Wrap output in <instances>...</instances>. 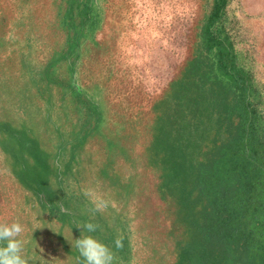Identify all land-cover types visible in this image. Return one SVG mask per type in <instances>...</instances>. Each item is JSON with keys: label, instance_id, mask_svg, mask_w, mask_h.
<instances>
[{"label": "rangeland", "instance_id": "374dc122", "mask_svg": "<svg viewBox=\"0 0 264 264\" xmlns=\"http://www.w3.org/2000/svg\"><path fill=\"white\" fill-rule=\"evenodd\" d=\"M220 1L0 0V221L26 254L78 264L92 222L113 264H264V0Z\"/></svg>", "mask_w": 264, "mask_h": 264}, {"label": "clouds", "instance_id": "9594fccd", "mask_svg": "<svg viewBox=\"0 0 264 264\" xmlns=\"http://www.w3.org/2000/svg\"><path fill=\"white\" fill-rule=\"evenodd\" d=\"M84 195L93 205V212H103L108 206V201L104 200L94 190L86 189L84 190ZM113 207H115V205H113ZM44 226L59 233L55 231L50 224ZM44 226L35 223L33 225V233L36 229L43 228ZM75 227L81 230L80 236L79 238H73L74 243L72 241L70 242L71 247H74L79 254L77 258L78 264H113V251L94 236L84 234V232H95L97 229L96 224L92 222H83L77 224ZM24 231L25 226L17 220L11 222L0 221V264H45L42 252L40 250L37 251V249L40 248L37 241L33 244L32 252L26 254L25 246L29 241L23 238ZM114 243L117 249L123 247L122 238L120 237H117ZM80 258H82V261Z\"/></svg>", "mask_w": 264, "mask_h": 264}, {"label": "trees", "instance_id": "16d2710c", "mask_svg": "<svg viewBox=\"0 0 264 264\" xmlns=\"http://www.w3.org/2000/svg\"><path fill=\"white\" fill-rule=\"evenodd\" d=\"M217 2L220 3V4H222L220 0H217ZM228 50H229L228 52H226L224 54L222 53V58H221L222 59V62H223L222 63V68L227 73L232 74V75H236L237 67L235 66V62H234L233 50L232 49H228ZM261 200L259 199V206H260V204H263V202ZM250 223L254 224V221H250ZM260 223H261V226H259V227L258 226H255V228H252V230H253V236L254 237H256L257 231L264 230V217H262L261 221L258 224H260ZM260 258H264V254L259 255V257H257V259H253L252 261H257ZM252 261H250V263Z\"/></svg>", "mask_w": 264, "mask_h": 264}, {"label": "bare ground", "instance_id": "6f19581e", "mask_svg": "<svg viewBox=\"0 0 264 264\" xmlns=\"http://www.w3.org/2000/svg\"><path fill=\"white\" fill-rule=\"evenodd\" d=\"M125 6V5H124Z\"/></svg>", "mask_w": 264, "mask_h": 264}]
</instances>
